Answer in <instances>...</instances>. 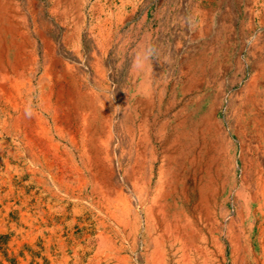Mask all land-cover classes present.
I'll return each mask as SVG.
<instances>
[{
    "label": "bare ground",
    "instance_id": "obj_1",
    "mask_svg": "<svg viewBox=\"0 0 264 264\" xmlns=\"http://www.w3.org/2000/svg\"><path fill=\"white\" fill-rule=\"evenodd\" d=\"M52 2L59 10L46 16L35 0H0V171L20 230L26 224L29 233L49 235L48 250L59 240L66 263L72 252L78 264L92 254L89 264H264L260 83L249 81L243 100L257 145H242L240 155V104L230 124L237 146L219 105L178 110L183 60L172 46L166 71L155 68L151 34L133 60L122 56L126 43L118 49L124 65L133 62L134 95L121 111L106 94L115 74L107 60L147 0H121L119 8L115 0ZM201 14L207 23L208 13ZM187 62L184 91L195 96L213 76ZM217 214L227 223L224 233ZM92 232L99 233L97 248L84 245Z\"/></svg>",
    "mask_w": 264,
    "mask_h": 264
},
{
    "label": "rangeland",
    "instance_id": "obj_2",
    "mask_svg": "<svg viewBox=\"0 0 264 264\" xmlns=\"http://www.w3.org/2000/svg\"><path fill=\"white\" fill-rule=\"evenodd\" d=\"M16 1H19V0H16ZM35 1L41 5L40 7L43 9L46 16H48L50 11L52 10H55V11L59 10V8L55 6L56 4L52 2L53 0H35ZM120 1L121 0H115L114 7L119 8L121 6ZM205 1L206 0H184V1L183 0H175V1L174 0L173 1L172 0H152V1L147 0L146 2L147 5L142 7L143 10L141 9L140 12L138 13V17L136 16V19L134 21L135 23L134 22L131 23V26L132 24L134 26L133 30L130 28V26H128V28H126L120 33L119 38L116 40V45L109 59L107 60L109 67L113 68V73L115 74L112 80L110 81L111 90L109 92L107 91L108 93L106 94H109L110 96H112V98L115 99L116 107L118 106L117 108L121 111L124 110L129 105V101L132 99L134 95L133 85L131 81V69L133 67L132 65L133 62L128 60V63L124 65V61L125 59L127 60V58L129 57L132 58V60L135 59V57H133L132 54L135 53L136 48L141 44L142 38L144 36L146 37L147 35L149 36L152 34L151 39L148 38V40L146 41L148 42L149 56H150L152 65L155 68L157 66H160V67L164 66V70L166 71L165 66H166V60H167V51L172 46H174L175 48H178L177 49L178 50L177 58H179L178 61L181 62L183 60L178 65L179 73H178L177 86H176V94L178 95V96L176 95L178 110L182 109L186 105L189 110L193 109L194 107L200 108L203 110V109H207L211 107L212 105H217V106L219 105L220 106L219 107L220 108V118L224 121L226 125V128L232 138L233 146H237L238 139L233 135L232 126L230 124L232 121V118H231L232 108L237 107L240 104V113L243 116L242 117L243 120L242 121L240 120V155H241L242 145H245L246 143L252 144L253 146L257 145L256 139L258 135L255 131L254 126L250 124L249 117H248L249 115H247L248 111L244 107V104H243L245 88L248 86V84L252 80H257L260 83L259 85L260 89H258V92H259L258 96L259 98H261L260 101H264V81H263L264 80V22H263L264 21V17H263L264 16V11H263L264 10V7H263L264 0H261V2L260 0H211L210 2H207V1L205 2ZM201 11L208 13L209 16H208L207 23L204 22ZM146 14L149 17L148 19L145 20L143 24L142 22ZM190 17H191V20L189 19ZM140 18H142V20ZM232 18H234V20ZM260 23L262 26L260 25ZM199 35H200V38H199ZM193 39L195 40L191 41ZM201 41L203 42L200 43ZM123 42L126 44H124ZM121 46L125 50L122 56H126L127 58H121V56L119 57V55H117L118 49ZM182 49H185V50H182ZM214 50L216 53L214 52ZM186 55H187V58H186ZM117 60H120V61H117ZM187 61L195 62L199 65L201 64L207 70L208 77L213 76L206 85L198 89L196 93L197 95L195 96H193L192 93H188L184 91L186 77L190 74V71L188 69L190 67H188ZM220 61H223V62H220ZM228 62H229V65H228ZM111 63H113L114 65ZM256 68L259 70H256ZM116 93L117 94L119 93L118 94L119 96H117ZM203 96H205V98ZM119 97L121 99H119ZM206 97H209V99ZM262 97H263V100H262ZM116 100L118 101L119 104L117 103ZM185 101H189V104L188 102H185ZM226 113L229 115H226ZM0 174H1L0 175V264H78L77 263L78 261L75 259L72 252H70L69 255H67L70 257V261L69 263H66L65 256L63 255L60 249L59 240H56L57 242L54 241L52 245V249L48 250L47 248L48 241L46 239V236L48 237L49 235L47 234L43 235L41 232L39 231L37 232V230L34 231L35 233L34 232L29 233V228L27 227L26 224H24L23 226L24 230L22 231L20 230L19 213L17 210V206L15 205L14 193L10 191L11 188H9L8 186L7 187L2 186L1 171H0ZM240 176H241V171H240ZM241 188L242 190H245V187H243L240 181V189ZM230 208L232 207L230 206ZM242 211H243L242 208H240V227H245L247 224L243 222L242 220V217H241ZM217 217L219 219L218 229L221 232H223L227 226V223L222 218V216H220L219 214H217ZM194 223L197 226L198 224L197 221H195ZM92 233L93 234H91V240H87L84 243V245H88L90 247H96V246L98 247L99 240L97 239V237L99 236V233L98 232H92ZM78 234L79 232H77L76 235ZM66 238L67 236H64V239ZM141 248L143 247L141 246ZM57 249L59 251H57ZM227 254L229 256L230 254L229 251ZM91 256H87V258L84 260L82 264H89V259L91 258ZM133 264H137V262L134 261Z\"/></svg>",
    "mask_w": 264,
    "mask_h": 264
}]
</instances>
